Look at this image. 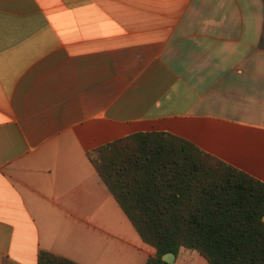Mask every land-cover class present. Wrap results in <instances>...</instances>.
Segmentation results:
<instances>
[{"label":"crops","instance_id":"crops-1","mask_svg":"<svg viewBox=\"0 0 264 264\" xmlns=\"http://www.w3.org/2000/svg\"><path fill=\"white\" fill-rule=\"evenodd\" d=\"M156 131L264 182V0H0V264H146L88 153Z\"/></svg>","mask_w":264,"mask_h":264},{"label":"trees","instance_id":"trees-1","mask_svg":"<svg viewBox=\"0 0 264 264\" xmlns=\"http://www.w3.org/2000/svg\"><path fill=\"white\" fill-rule=\"evenodd\" d=\"M144 243L146 264L192 250L209 264H264V182L172 133L140 132L88 153ZM38 264H78L41 250Z\"/></svg>","mask_w":264,"mask_h":264},{"label":"water","instance_id":"water-1","mask_svg":"<svg viewBox=\"0 0 264 264\" xmlns=\"http://www.w3.org/2000/svg\"><path fill=\"white\" fill-rule=\"evenodd\" d=\"M176 259V254L169 253L163 256L164 264H173Z\"/></svg>","mask_w":264,"mask_h":264}]
</instances>
